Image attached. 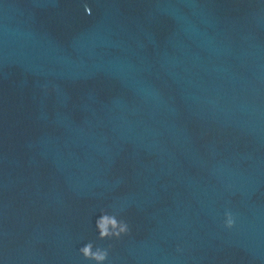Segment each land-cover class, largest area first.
I'll return each instance as SVG.
<instances>
[{
	"label": "clouds",
	"instance_id": "1",
	"mask_svg": "<svg viewBox=\"0 0 264 264\" xmlns=\"http://www.w3.org/2000/svg\"><path fill=\"white\" fill-rule=\"evenodd\" d=\"M85 10L90 9L85 5ZM225 227L232 228L234 226V218L230 212L225 213ZM96 229L98 231V238L105 239H119L129 233L130 228L124 219H119L117 214L101 212V215L96 220ZM80 254L84 259L94 262V264H105L109 257V249L102 247H94L93 242H88L79 249Z\"/></svg>",
	"mask_w": 264,
	"mask_h": 264
}]
</instances>
